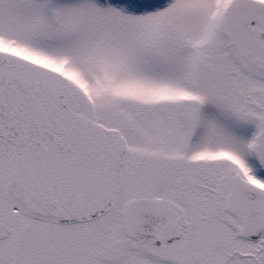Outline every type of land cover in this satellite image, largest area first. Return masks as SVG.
I'll return each instance as SVG.
<instances>
[{"label": "snow or ice", "instance_id": "snow-or-ice-1", "mask_svg": "<svg viewBox=\"0 0 264 264\" xmlns=\"http://www.w3.org/2000/svg\"><path fill=\"white\" fill-rule=\"evenodd\" d=\"M0 264H264V0H0Z\"/></svg>", "mask_w": 264, "mask_h": 264}]
</instances>
